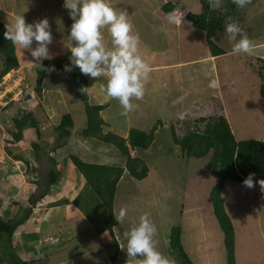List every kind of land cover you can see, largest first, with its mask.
<instances>
[{
  "label": "rangeland",
  "instance_id": "1",
  "mask_svg": "<svg viewBox=\"0 0 264 264\" xmlns=\"http://www.w3.org/2000/svg\"><path fill=\"white\" fill-rule=\"evenodd\" d=\"M167 1L175 2L179 8L181 7L179 5H182L184 9H192L191 7L194 3V0H107L109 5L118 12H127L129 22L136 27L135 32L144 34H147L145 32L147 25L142 21L147 20L153 14L154 8L161 7ZM63 4L64 0H0V21L6 25H11L18 15H23L26 23H33L47 18L53 35V42L49 45L50 51H56V49L51 48L55 43H61V47L58 48L60 51H69L64 47V43L68 41L73 21ZM261 7L263 10L257 12ZM225 9L230 10L231 15L229 16L232 17V21L238 23L249 39L255 42L258 29L262 27L264 21V0H252V3L244 9H237L231 0H224L222 8L218 10L224 12ZM187 11L190 12L191 10ZM174 14L176 15L177 12ZM227 17L223 27L216 29L215 32L217 35L215 42L225 52L219 56L214 67L209 69L208 74H204V77L196 74L197 80L203 79L205 82V91L201 95L200 102L193 105V110L192 108H187V114L186 112L185 114L183 113L182 118H179L175 111L182 108L180 104H176L174 107L171 106L172 108L165 105V107L159 109L161 111H156L155 114L161 118V121L159 120V123L156 122L158 134L155 135L153 145L147 152L137 149L133 154L142 159L148 171H151V176L144 181L143 179H127L122 184L119 183L120 188L115 193L116 214H119L121 207L126 206L127 208V216L123 225L127 226L130 224V226H134L139 223L141 215L144 213L150 214V219L157 226V235L155 237L158 242L156 245L157 250L169 259L170 264H180L176 253H171L168 249L170 227L180 225L181 230L185 227L183 235L181 233L184 251L194 261L193 264H206L205 253H198L199 251H197L199 236L195 231L197 229H199L197 231L202 229L207 231L212 224L207 200L208 198L210 203V187L206 186L208 180L202 184L204 180L202 178L203 174H208L207 165L212 150L203 158L185 156L181 151L180 145L174 141V136L182 137L195 128L201 131L204 129L209 117L223 115L226 117L237 140L247 138L264 140V96H261L259 92L262 79L257 76L261 62L257 60L255 61L256 64L252 66V63H250L252 55L232 53L234 42L228 40L224 30ZM105 37L106 43L110 47V37H108L106 32ZM149 40L152 41L151 38ZM33 47H35V42ZM15 49L19 55L18 62L21 64L19 63L17 68L3 75L0 81V212L4 217L14 211L17 204L27 203L26 197L28 198L30 193L34 194L32 199L42 193L48 171L52 166L49 158L54 156L50 154V149L55 144V126L58 123L57 118L61 110V102L51 93L53 91H61V89H67L69 92L72 88V80L68 74L70 72L60 69L48 72L42 81L41 90L36 92L34 89L36 82L35 65L31 64L34 63L32 57L27 55L30 52L20 50L18 46H15ZM27 58L29 60L25 61ZM1 61L3 60L0 55V63ZM261 72L264 73V69ZM223 88H226V92L223 91ZM220 90L221 92L218 95L216 92ZM71 97L74 99L72 102L74 104V109L71 111L72 116L75 119L77 118V121L83 118L86 119L84 103L75 93ZM5 101L7 103L4 104ZM118 106L113 102L112 114L116 115V119H113L110 125V131H114L113 133L117 134L123 126L122 118L119 117L122 108L120 105ZM222 108L224 112L220 111ZM152 110H149L150 112L146 116L147 119L153 117L154 111ZM19 111L23 113L29 112L36 118L39 136H34V138L36 143L42 145V151L40 152L42 158H38L36 167L31 166L35 165L31 162L29 170L27 169L25 173L22 172H24L26 166L22 165V162H14L12 156L18 151L16 153L28 158L29 156L26 155V152H29L30 158L33 159L34 148L32 143L34 141H28L29 137L27 134L29 132H26L25 128L22 138L19 142L17 141L18 143L12 139L10 133L15 131L12 117L17 115ZM144 122L146 127H151L154 125L155 120L150 119ZM160 124L163 125L161 126ZM29 129L30 133H35L34 127ZM146 131L148 132L149 130L146 129ZM44 143H47L46 147H43ZM20 147H27L28 150L20 152ZM66 154L69 153L66 151ZM31 176L36 177L39 181V185L34 190L30 188L29 178ZM208 177H210L209 181L214 184V177ZM12 180L13 183L17 181V194L14 184H11ZM65 183H68L67 180ZM11 186L12 188L10 189ZM53 189L54 191L56 190L55 187ZM249 190L247 187L243 188L244 193H248ZM194 192L195 194H193ZM229 192L227 193L229 194ZM231 193L233 194V192ZM187 200L190 202L195 201L196 205L198 204L199 206L197 221L195 222L190 223L188 217L186 215L184 217V213L190 211L186 210V208H189L187 205H190L186 203ZM5 207L8 208L4 210ZM245 207L246 204H243V202L239 204L240 210ZM199 210H202L204 214H201ZM39 211L40 217L44 214L45 219H57V215L53 211L45 210L44 212L43 208H40ZM35 220L36 217L35 219L33 217L32 223H36ZM45 233L46 231H44ZM211 235L214 236L213 232ZM215 244L211 250L215 257L212 263L226 264L222 239ZM16 250L21 251L18 246ZM259 251L258 249L249 251L247 256L248 264H253L256 259L258 260ZM239 260L242 262V255H239ZM244 261H246L245 257Z\"/></svg>",
  "mask_w": 264,
  "mask_h": 264
},
{
  "label": "crops",
  "instance_id": "2",
  "mask_svg": "<svg viewBox=\"0 0 264 264\" xmlns=\"http://www.w3.org/2000/svg\"><path fill=\"white\" fill-rule=\"evenodd\" d=\"M175 5V8L171 11L165 10L163 5L158 8L156 7L153 10V14L147 18V20L142 21L147 25L145 31L147 34L138 33L140 36L139 55L150 65L152 71L145 85V96L143 100L133 99L132 103L136 107L127 115H122L121 111L119 117L122 118L123 126L118 134L115 133L117 135L127 137L130 128H138L142 131H146V129L150 130L156 122L159 123V120L161 121V118L155 113L160 108L165 107V105L174 107L176 104H180L182 108L179 110L176 109L175 111L177 116L182 118L181 116L183 113L185 114L187 108L191 109L193 105L200 102L201 95H203L205 91L204 80H197L196 74H200L202 77H204V74H208L209 69L214 67L216 60L221 54L212 55L210 53L205 31L194 27L191 20L185 16L186 12H188L187 10H191L190 12L192 13L200 12L201 5L199 0H194L193 6L191 7L192 9H184L182 5H179L181 6L179 8L176 3ZM261 10H263L262 7L259 11L257 10V12ZM175 12H177V16L182 15L181 25H172L167 21L168 15H175ZM135 30L136 27H134V32ZM149 38H151L152 41H150ZM253 44L254 54L250 58L252 66L256 64L255 61H259V58L264 59V21L262 27L258 29L256 40ZM60 47L61 43H55L53 47H51L54 48V50L56 49V51H50L53 58L62 55H71L70 51H60L58 49ZM27 55L31 57V54L28 53ZM17 57L19 58L18 54ZM28 58L25 61H28ZM68 74L69 78L72 80L71 72ZM257 76L259 78V75ZM86 78L88 100L91 104L103 105L99 114L106 122L104 129L110 130V125L113 122L112 120L116 119V115L112 114L113 102L117 104V106L120 104L118 100L109 98L105 92L102 91V86L107 83L106 76L100 79H93L88 76H86ZM73 86L72 82V88L69 92L67 89H61V91H53L51 93V95L57 97L58 101L61 102V110L57 122H59L63 113L69 112L71 114V111L74 109V104L72 103L74 99L71 97L75 93ZM223 91L226 92V88H223ZM220 92L221 90L216 93L219 95ZM150 109L154 111V115L150 119L155 120V123L151 127H146L144 121L150 120L146 118ZM220 111L224 112V109L222 108ZM72 119L73 126L69 137L65 141L64 147L55 148L54 150L53 148L50 149V154L53 155L57 161L56 169L58 178L56 182L49 187V192L46 195L41 196L44 189L42 193L34 199H32L34 194L30 193L28 198L26 197V200H28L27 203L17 204L15 210L12 212L9 211L10 214L8 213L7 217L9 218L21 217L24 214V208L32 205L29 216L24 222L17 226L12 236L15 252L24 260H34L35 264H141L142 257L128 259L126 253V241L123 239L122 234L132 227L130 224L126 226L121 223H116L112 225L111 230H109L101 228L102 224L97 223L98 219L102 221V205L99 199L93 194L92 190L85 187L84 178L68 158L66 151L85 161L106 165L124 166L125 157L116 151L117 148L114 144L104 142L92 136L82 135L81 130L86 124L85 118L82 120L78 119L79 121H77V118L75 119L72 116ZM160 125L162 126L163 124ZM29 128L30 127L25 128V130H27L26 132H29L27 134L29 137L28 141L35 142L34 136H37V133H30ZM157 134L158 127L156 126L154 130V139L149 147L145 149L130 148V154L134 156L133 154L137 149L147 152L153 145L155 135ZM18 146L20 145L18 144ZM46 146L47 143H44L43 147ZM19 150L22 152L28 150V148L20 147ZM41 151L40 148L38 150L39 155L35 156L34 154L33 159L30 158L29 152H26V155L29 156L27 158L16 153L18 151L13 154L14 156H12V158L14 162H22V165L26 166L24 172H22L25 173L31 162L35 164L31 166L36 167V161L39 160L38 158H42V156H40ZM15 154L20 155V157H15ZM27 161L29 162L27 163ZM27 164H29V166ZM23 176L21 175L22 178ZM149 176H151L150 170L147 172L146 176L142 178L143 181ZM203 176L202 178L204 180L202 184L206 183L208 180L206 186H209V189H211L213 183L209 181L210 177H208L211 175L206 173L203 174ZM130 178H132V180H140L124 172L117 182L116 190L120 188L119 183L122 184ZM36 179V177L32 176L29 178L31 183L30 188L32 190L39 185V181H37L38 183L35 182ZM65 179L68 182L67 184L65 183ZM13 180L11 184H14L13 186L17 194V181L13 183ZM259 180H264V173H255L253 177L255 186L251 188L248 193H244L243 188H245V186H243V181H235L231 178H226L221 190L224 209L229 215L234 229L235 264H248V253L250 250L254 251L255 249L260 251L258 260L256 259V262L254 261L255 263L253 264H262L264 262V192H261L260 185L255 183ZM214 181H216V178H214ZM125 184L127 183L125 182ZM54 187L56 189L55 191L53 189ZM11 188L12 186L10 189ZM229 189H231L230 192ZM227 192H229V194ZM231 192H233V194ZM193 194H195V192ZM207 200L209 215H211L209 217L212 224L207 231H205L206 229L200 231H197L199 230L197 229L195 231L200 240H198L197 251H199L198 253H205V260H207L206 264H214L212 262L215 257L211 250L213 249V245L215 243L217 244L220 239H222L223 242V232L214 214H212L213 208L212 204H210L211 200L210 203L208 198ZM115 201L116 194H114L113 200L114 218L117 215ZM242 202L246 204V207L240 210L239 204ZM186 203L190 204L187 205L190 209L186 208V210L188 209L190 211L184 213V217L186 215L190 223L197 221L198 204L196 205L195 201L190 202L188 200ZM6 208L8 207H5L4 210ZM40 208H43L44 212L45 210L49 212L53 211V213L57 215V219H45L44 214L40 217ZM200 212L204 214L202 210ZM33 217L34 219L36 217V223H32ZM88 217L94 219L92 220L93 222H90ZM184 230L185 227L181 230L182 235ZM44 231H46L45 234ZM212 232L214 236L211 235ZM112 237H114L115 240H113ZM114 241H116L117 247ZM17 246L20 248V252L16 250ZM115 250H117V252L114 254ZM22 251H24V254ZM239 255H242V262L239 260ZM244 257L246 261H244ZM192 263H194V261H192Z\"/></svg>",
  "mask_w": 264,
  "mask_h": 264
},
{
  "label": "trees",
  "instance_id": "3",
  "mask_svg": "<svg viewBox=\"0 0 264 264\" xmlns=\"http://www.w3.org/2000/svg\"><path fill=\"white\" fill-rule=\"evenodd\" d=\"M199 3L201 5L199 13L186 12L185 16L191 20L194 27L205 31L210 53L212 55L223 54L225 52L224 49L215 42L217 39L215 32L216 29L223 27L226 17L231 15L230 10L224 12L214 10L210 8L208 0H199ZM175 6V3L171 1L163 4V8L167 11L172 10ZM5 26L6 24L0 21V55L3 60L0 63V81L3 75L17 68L19 65L15 46L12 45L11 41L4 38ZM69 56H58L51 60H44L43 65L45 67L54 66L55 70L64 69L65 65L70 64ZM259 61L261 64L258 68V75L262 79L259 92L261 96H264V73L261 72L264 69V59L259 58ZM34 72L36 74L34 89L36 92H39L47 72L41 71L36 65L34 66ZM71 78L74 85V92L84 103L86 113V124L81 130L82 135L92 136L104 142L114 144L117 151L125 157V165L119 166L92 163L74 154L67 155L84 178L85 187L92 190L102 205V221L98 219L97 223L102 224L101 228L111 230V226L117 223L113 215V200L119 178L124 172H127L136 179H142L148 172V168L142 159L130 154V148H148L154 139L156 124L148 132L138 128H130L127 137L117 135L110 130H105L104 126L106 122L99 114L103 105L91 104L88 100V93L81 91L82 88H86V76L80 72L79 68L73 67ZM18 114L12 117V122L15 127V131L10 133L12 139L16 142L19 141L26 127H34L35 132L39 136L36 118L29 112L23 113L19 111ZM72 126L73 119L71 114L69 112L63 113L58 124L55 126L56 135L53 150L64 147ZM174 141L180 145L181 151L185 156L203 158L212 150L207 168L208 174L216 178V181L211 186L209 198L211 200L213 214L223 232L226 264H235L234 229L231 219L224 209L221 190L226 178H231L235 181H244L250 173H264V140L255 138L237 140L233 135L226 117L216 115L208 118L203 130L200 131L198 128H195L193 131L179 138L175 135ZM32 144L34 154L38 156V150L42 146L36 142ZM15 157H20V155L15 154ZM49 159L52 166L48 171L46 184L41 196L49 192V187L58 178L56 169L57 161L54 157H50ZM27 165L29 166V164ZM37 181L38 179L35 182L38 183ZM31 209L32 205L27 206L24 208L23 216L17 218L4 217L0 212V264H35L34 260L27 261L19 257L12 243V236L17 226L27 219ZM88 219L90 222L94 220L91 217H88ZM112 238L115 240L114 237ZM114 242L117 247L116 241ZM168 249L171 253H176L180 264H193L182 247L180 225H173L170 228ZM116 252L117 250H115L114 254Z\"/></svg>",
  "mask_w": 264,
  "mask_h": 264
},
{
  "label": "clouds",
  "instance_id": "4",
  "mask_svg": "<svg viewBox=\"0 0 264 264\" xmlns=\"http://www.w3.org/2000/svg\"><path fill=\"white\" fill-rule=\"evenodd\" d=\"M210 8L221 9L224 0H208ZM237 9H244L252 0H231ZM63 7L73 23L70 27L68 41L64 47L70 51V64L64 66L66 72L73 67L79 68L83 75L93 79L107 77L102 91L112 99L118 100L122 115H127L136 106L132 100H143L145 85L152 71L150 65L139 55L140 36L134 32V25L129 22L125 11H117L107 0H64ZM171 11V10H170ZM226 11V9H225ZM182 15L169 14V24L181 25ZM4 38L13 46L30 52L34 65L43 72L55 71L54 66L45 67L44 60L53 59L49 45L53 42L51 26L47 18L33 23H26L23 15L15 17L13 24L6 26ZM225 33L230 42H234L233 54H254V44L244 29L232 17L228 16ZM105 32L110 37V47L106 43ZM35 42V47L33 44ZM88 88H82L86 93ZM250 173L243 181V186L251 189L255 186ZM264 192V180L256 181ZM127 208L121 207L115 216L117 223L123 224ZM126 241L128 259L142 257L141 264H170V261L157 250V226L150 219L149 213L139 217V223L123 232ZM123 250V249H122ZM125 251V250H124Z\"/></svg>",
  "mask_w": 264,
  "mask_h": 264
},
{
  "label": "built area",
  "instance_id": "5",
  "mask_svg": "<svg viewBox=\"0 0 264 264\" xmlns=\"http://www.w3.org/2000/svg\"><path fill=\"white\" fill-rule=\"evenodd\" d=\"M4 101V100H3ZM7 103L6 101L4 102V104Z\"/></svg>",
  "mask_w": 264,
  "mask_h": 264
}]
</instances>
